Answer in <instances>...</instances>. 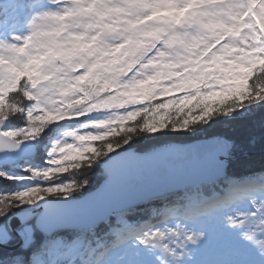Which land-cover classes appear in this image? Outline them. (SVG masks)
I'll return each mask as SVG.
<instances>
[{"label":"rangeland","instance_id":"obj_1","mask_svg":"<svg viewBox=\"0 0 264 264\" xmlns=\"http://www.w3.org/2000/svg\"><path fill=\"white\" fill-rule=\"evenodd\" d=\"M4 1H12V5L21 7L18 0ZM63 6L84 11L77 12L62 22L63 31L54 32L57 44L53 51L59 52L60 55L52 57V65H45L43 69L53 81L52 91L48 94V107L68 114L67 118L52 124L59 123L70 127L77 118L82 119L87 115L91 116V120L76 127L63 129L61 136L52 139L46 148L49 160L52 158L50 149L54 141L74 142V136L66 135L68 130L85 135H101L126 119L135 108L143 107L155 95L179 96L167 101L171 107L178 101H184L186 96L189 97L192 93H199L204 100L210 92L222 90L230 83L226 69L232 67L230 60L234 59L235 49L232 40H228L226 44L222 42L231 34L227 33L225 28L205 25L216 24L218 21L230 24L227 13L231 0H79L78 3L68 0ZM181 8H184L182 14ZM154 9L159 11L158 17L148 19ZM19 12L20 9L16 11ZM30 14L27 16L28 23L25 27L9 31L6 28L11 26V13L10 18L4 19L3 26L0 25L3 34H26L31 26ZM59 26L54 24L53 29ZM93 37L97 39L93 40ZM129 37L132 38V43H126ZM158 43V52L143 63L144 54L149 51L150 46H158ZM121 44L124 47L120 52L112 55L111 50ZM80 45L88 47L81 48ZM32 47V54L35 55L37 45ZM229 48H232V52H228ZM0 55L8 56L9 53L0 50ZM217 56L223 57L219 66L212 63L213 57ZM109 61L115 62L109 64ZM97 62L98 66L89 79L77 80L79 75H83ZM137 63L140 64L139 68ZM132 68H136L135 72L131 71ZM157 73H160L159 78L147 83L146 87L151 91L144 99H130L126 95L133 91L131 85L137 80H147L149 76ZM105 83L108 85L106 88ZM135 91L137 96L141 95L139 88ZM32 103L29 109L34 108L35 101ZM97 121L103 123L95 124ZM87 125L93 128L86 130ZM85 144H90L93 148V141L88 140ZM88 150L73 159L85 156ZM50 166L48 164L45 167ZM25 182L27 186L21 189L34 184H52L45 178H39V181L35 182L31 175ZM255 187L263 190L264 182ZM234 193L240 194L237 188ZM51 194H63L59 199L71 198L67 192ZM51 194L45 193L43 199L33 200L26 209H38L50 200H57L50 198ZM242 204V208L225 209L226 212L220 215L209 214L203 220L196 217V221L188 222L181 217L172 218L169 221L171 224L163 226L166 229H156L150 225L148 237H140L132 242L120 241L95 258H91V255L82 258L87 244V231L92 229H83L81 233L74 235L71 241L62 239L64 235H53L46 239L42 250L35 254L34 264H264V258L258 255L256 247L245 236V233L250 231L249 225L255 227L256 223L264 220V192L248 201L243 200ZM229 216L242 223L230 224L227 220ZM177 225L181 226L183 232L194 236L202 232L203 237L198 243L192 244L184 238L183 232L177 236L175 231H170L176 230ZM153 232L164 235L152 237ZM35 233L36 230L32 242L35 240ZM260 236H264V232H256L254 239ZM145 239L150 241L147 245L142 243ZM120 244L127 245L120 249L117 247ZM164 245L173 251H166ZM185 252H190L191 257L183 255ZM175 255H180L181 260L177 261ZM79 259L81 262H78Z\"/></svg>","mask_w":264,"mask_h":264},{"label":"snow or ice","instance_id":"obj_2","mask_svg":"<svg viewBox=\"0 0 264 264\" xmlns=\"http://www.w3.org/2000/svg\"><path fill=\"white\" fill-rule=\"evenodd\" d=\"M68 0H43L39 8L31 10V26L29 31L22 36L4 35L2 28H0V50L9 53L8 56L0 55V124L8 121L17 113L23 114L25 124L20 128H6L0 130V150L15 149L29 138H36L44 128L53 122L62 121L68 117L67 113L59 110L49 108V93L53 88V81L44 72L45 65H52V57L59 56V52H54L53 48L57 44L54 32L63 31L64 24L74 14L83 9L64 7ZM73 3H78L79 0H72ZM55 5L56 7H51ZM189 5H186V7ZM181 14L184 8L180 9ZM158 10H153L148 19L157 18ZM227 15L231 23L225 24L223 21H218L216 24L205 25V27H221L225 28L226 32L231 34L227 40L222 43H227L232 40L234 51V59L230 60L232 67L226 69L227 79L230 83L222 90L210 92L204 97L205 101H218L223 105L226 101H235L243 104L246 101L264 100V86L257 85L254 90L250 81L257 74L259 70L264 74V0H231V7ZM54 24L60 26L53 29ZM135 24H133V28ZM148 35H155V33H148ZM234 38V39H233ZM80 39V37H77ZM93 37V40H96ZM126 43H132V38L129 37ZM139 43V41H137ZM36 54L33 55V45ZM81 48H87L88 45H80ZM124 45H118L111 50L112 55L120 52ZM232 52V48L228 49ZM109 53H105L107 55ZM223 57H213L212 63L219 66ZM109 61L108 63H114ZM98 63H93L83 75L77 77L78 81H84L92 76L93 70L97 68ZM160 73L154 76H149L147 80H137L131 85L133 91L126 93L130 99H144L146 94L151 91L146 87L149 81H155L159 78ZM195 83V82H193ZM104 87H108L105 83ZM141 90V95L137 96L136 89ZM67 91V89H65ZM21 94L24 98L30 101H35L34 108L27 111L19 100ZM194 99V98H193ZM185 102H190L185 98ZM165 104L164 107H168ZM214 112L212 106L206 107L201 115L186 119L183 123L173 124V127H187L190 123L203 120ZM135 113L129 114L126 119L129 121L136 119ZM163 119V117H161ZM95 124H102L103 121L94 122ZM165 127L164 124L154 125L152 121H146L141 125L142 129L148 131H155L157 128ZM132 131H135L134 129ZM111 132L104 133V135L111 136ZM66 135L74 136V142L54 141L50 149L52 158L48 161L50 167H28L27 170L33 177L50 179L56 174L66 173L71 169H79L82 163L73 159L79 156L86 149H90V144H85L86 141H98L99 135L81 134L72 130H68ZM127 143V139L123 140ZM109 149L112 145H108ZM119 147V144L116 146ZM0 176H7V174L0 170ZM8 179H22L7 176ZM87 181H84L86 183ZM78 187L74 183L58 184H34L28 188L20 189L11 193L0 194V264H34L36 260V250L32 248V237L35 230L47 227V224H33L26 217H19L18 221L7 214L14 203L24 204L32 203L33 200L43 199L44 194L51 193H66ZM238 191L242 195H250L251 189L239 188ZM224 207V202L220 201L216 204L209 205L205 208L191 209L186 214V219L192 216L200 215L204 212L210 211L211 208ZM227 220L232 225L242 223L235 218L229 216ZM250 231L245 233L249 240H253L256 232H264V220L256 223L255 227L249 225ZM175 234L179 236L183 229L177 225ZM164 234L153 232L152 237ZM184 238L192 243H198L200 235H192L183 232ZM149 239L142 241L145 245L149 243ZM166 251H173L167 245L163 246ZM30 252L32 254H30ZM183 255L191 257L190 252H185ZM177 261L181 260L180 255L174 257Z\"/></svg>","mask_w":264,"mask_h":264},{"label":"trees","instance_id":"obj_3","mask_svg":"<svg viewBox=\"0 0 264 264\" xmlns=\"http://www.w3.org/2000/svg\"><path fill=\"white\" fill-rule=\"evenodd\" d=\"M9 1V0H8ZM21 7L12 5L11 2L0 0V25L4 19L10 18L11 26H17L22 23L24 14L30 11L36 5L37 0H18ZM24 6V7H23ZM20 9L19 13H16ZM23 8V11L22 9ZM3 26V25H2ZM160 40V39H159ZM158 40V41H159ZM158 46L151 45L150 49ZM149 49V50H150ZM151 52V50H150ZM146 52V54H148ZM253 89L257 85L264 86V74L257 70V74L250 81ZM19 100L27 111L33 101L27 100L21 94ZM179 96L155 95L143 107L135 108L136 119L129 121L122 120L114 128L106 130L104 133L111 132V136L101 134L100 140L93 141V148L89 149L85 156L78 157L75 160L82 163L79 169H71L66 173L56 174L49 179L52 184L74 183L78 185L75 189L67 192L71 198H81L85 194L95 190L106 179L105 172L101 169V164L112 155L129 148H136L139 152L153 151L161 146L172 143H190L196 140L208 139L209 137L222 136L230 144V162L227 168L228 174L245 180H256L264 176V100L246 101L243 104L235 101H226L221 105L218 101L202 100L199 93H192L188 98L190 102L178 101L175 106L164 107L170 98ZM194 98V99H193ZM180 100V99H179ZM212 106L214 112L203 120L190 123L187 127H173V124L183 123L184 120L201 115L206 107ZM163 117V119H161ZM12 124L10 127H23L25 124L24 115L17 113L10 118ZM91 120V116L77 118L70 127H76ZM152 121L154 125L164 124L165 127L157 128L155 131L142 129L141 125L146 121ZM61 124H48L44 130L33 141L37 147V154L33 158L23 159L14 166H5L0 168L7 176L22 179H8L7 176H0V194L11 193L27 186L26 179L31 173L28 167H45L48 165L49 155L46 148L49 147L52 139L61 136L63 129L70 128ZM135 131H132V130ZM127 139V143L123 140ZM112 148L109 149L108 145ZM119 144V147H116ZM32 176V175H31ZM84 181H87L84 183ZM228 180L219 183H205L194 188H188L180 193L169 195L165 198H158L152 202L140 207L129 210V213L123 214L133 225H138L146 220L161 221L164 213L178 215L183 211V193H192L198 191L208 195L221 193V188L228 185ZM63 194H51L52 199H59ZM31 204V203H30ZM29 203H14L7 214L13 217L14 214L27 210ZM119 215H113L109 220L103 222L97 228L87 231L85 237L86 246L84 248V257L93 258L101 250L104 244L102 241H108L114 237L111 234L113 226H120L118 222ZM83 231L66 229L57 232L53 237L64 235L62 239L71 241L74 235ZM47 235L36 230L35 240L32 242V248L36 250L35 254L42 250ZM30 254H32L30 252ZM67 260V259H66ZM78 262H81L79 259Z\"/></svg>","mask_w":264,"mask_h":264},{"label":"water","instance_id":"obj_4","mask_svg":"<svg viewBox=\"0 0 264 264\" xmlns=\"http://www.w3.org/2000/svg\"><path fill=\"white\" fill-rule=\"evenodd\" d=\"M12 124L9 119L0 130ZM87 129H92L88 126ZM37 153L33 141L18 148L0 150V167L13 165ZM230 144L222 136L188 143H172L153 151L129 148L107 158L101 169L106 179L81 198L50 200L41 208L13 215L26 217L34 224L45 223L39 230L52 236L66 229H93L124 209L170 194L227 177ZM38 182L39 178L35 177Z\"/></svg>","mask_w":264,"mask_h":264},{"label":"clouds","instance_id":"obj_5","mask_svg":"<svg viewBox=\"0 0 264 264\" xmlns=\"http://www.w3.org/2000/svg\"><path fill=\"white\" fill-rule=\"evenodd\" d=\"M200 234H202L200 235V239H201L203 237V233L201 232ZM247 240L253 243L254 247H256L258 255L264 258V236H260L259 238L253 240H249V239Z\"/></svg>","mask_w":264,"mask_h":264}]
</instances>
